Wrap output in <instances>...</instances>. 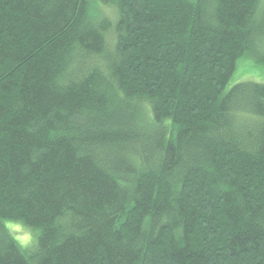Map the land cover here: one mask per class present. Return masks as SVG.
<instances>
[{
  "label": "trees",
  "instance_id": "trees-1",
  "mask_svg": "<svg viewBox=\"0 0 264 264\" xmlns=\"http://www.w3.org/2000/svg\"><path fill=\"white\" fill-rule=\"evenodd\" d=\"M248 58L264 0H0V264H264Z\"/></svg>",
  "mask_w": 264,
  "mask_h": 264
},
{
  "label": "rangeland",
  "instance_id": "rangeland-1",
  "mask_svg": "<svg viewBox=\"0 0 264 264\" xmlns=\"http://www.w3.org/2000/svg\"><path fill=\"white\" fill-rule=\"evenodd\" d=\"M106 11L112 13V8L105 7ZM240 60L230 85L243 80L253 79L259 82H264V63L256 62L252 58L246 59L245 65H241ZM6 226L14 234V236L25 246H32L39 235V229L29 226L22 221L6 220Z\"/></svg>",
  "mask_w": 264,
  "mask_h": 264
}]
</instances>
